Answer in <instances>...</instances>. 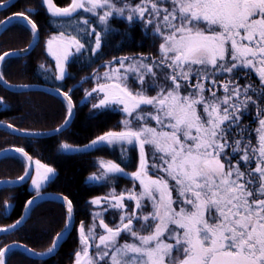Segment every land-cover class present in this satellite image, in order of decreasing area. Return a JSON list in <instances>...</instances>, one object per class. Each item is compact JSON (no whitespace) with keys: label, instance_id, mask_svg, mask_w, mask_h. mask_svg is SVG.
<instances>
[{"label":"snow or ice","instance_id":"snow-or-ice-1","mask_svg":"<svg viewBox=\"0 0 264 264\" xmlns=\"http://www.w3.org/2000/svg\"><path fill=\"white\" fill-rule=\"evenodd\" d=\"M7 4L5 0L0 7ZM41 4L56 18L50 23L58 33L47 40L58 76L41 65L52 73L46 78L63 81L70 57L89 67L100 59L105 70L83 78L96 81L85 98L96 93L93 109L123 116L119 131L106 132L86 148L118 151L126 165L132 164L130 153L136 152V171L109 161L93 177L110 191L87 202L106 207L91 213L87 229L80 225L74 264H264V0ZM11 19L23 20L38 32L37 24L23 14ZM112 19L126 21L129 28L116 29ZM137 25L152 40L157 55L103 61L102 45L111 46V37L119 35V48ZM17 55L5 52L0 62ZM253 74L258 85L251 82ZM63 96L69 119L62 128L74 115L69 93ZM247 115H252L255 128L243 122ZM16 151L27 157L22 148ZM35 163L32 185L40 196L43 182L55 170ZM26 177L31 173L18 179ZM119 179L130 180L133 187L117 192ZM66 205L65 230L73 218L72 202L66 200ZM109 212L114 213L112 227L103 219ZM59 239L62 234L54 238L49 252ZM14 246L0 248V264Z\"/></svg>","mask_w":264,"mask_h":264},{"label":"trees","instance_id":"trees-1","mask_svg":"<svg viewBox=\"0 0 264 264\" xmlns=\"http://www.w3.org/2000/svg\"><path fill=\"white\" fill-rule=\"evenodd\" d=\"M9 1V0H8ZM5 0H0V4ZM60 6H66L69 0H54ZM135 2V0H133ZM15 14L29 16L41 32V41L36 49L26 56L14 57L7 60L2 73L5 80L13 85H45L66 91L76 105V116L71 127L65 132L46 138L21 136L13 131L0 127V151L7 148H22L26 150L41 165L54 169L49 174V180L44 181L42 193H57L68 197L73 203L76 224L69 239L59 253L49 259H37L23 250L12 251L6 264H74V255L80 248L79 227L81 224L87 229L92 222L93 206L87 202L106 195L110 187L104 183L92 185L91 176L99 175L103 162L120 163L128 172L136 171V152L130 153L132 164L121 163L118 151L107 148H86L93 140L108 131H119L117 124L122 120L120 112L108 109H93L98 103L97 94L85 98V92L96 87L94 79L90 77L100 67L101 60L97 59L91 67L81 65L76 59L68 65V75L61 81L46 78L52 73L44 72L40 66L52 69L58 76L55 60L47 51V40L57 35V29L50 23L51 14L41 0H19L10 8L0 10V24ZM110 23L121 31L129 25L122 19H112ZM131 39H125L119 48L115 47L121 36L111 37L110 45L103 46V61H110L113 57L137 54L157 55V48L152 40L144 37L139 25L130 28ZM34 41V33L29 25L23 21L11 23L0 36V55L5 52L28 48ZM251 82L259 84L258 77L253 74ZM240 84L245 80L241 79ZM71 89V91H70ZM90 101V102H89ZM67 102L55 95L42 91L14 92L0 83V122L11 124L21 130L29 132H50L62 126L68 119ZM93 113H96L93 116ZM252 115L243 117L245 124L252 123ZM67 143L70 149H63ZM79 149V151H76ZM28 170L26 159L20 155H8L0 159V180L18 179ZM33 179V178H32ZM123 179L116 182V189H122ZM32 180L21 186H4L0 188V228H7L16 224L24 215L28 201L36 195L31 188ZM108 215L107 221L112 223ZM69 219L66 216V206L59 199L43 200L34 204L25 224L12 233L0 235V248L15 242L23 243L31 249L45 253L52 248L54 238L65 229Z\"/></svg>","mask_w":264,"mask_h":264},{"label":"water","instance_id":"water-1","mask_svg":"<svg viewBox=\"0 0 264 264\" xmlns=\"http://www.w3.org/2000/svg\"><path fill=\"white\" fill-rule=\"evenodd\" d=\"M18 1L19 0H9L8 4H7V7L6 8L5 7H0V10H4V9H7V8H10L11 6L15 5ZM2 4L3 3H1L0 5H2ZM15 16H17V14L8 17L7 19H5L0 24V36L4 32V30L10 25V24H6V22L9 19H11V18H13ZM24 16L27 17L29 20L33 21L29 16H27V15H24ZM15 21H23V20L11 19V23H13ZM29 26H30V24H29ZM40 41H41V32H40V30L38 28V32L34 33V41L28 48L21 49V50L10 51L8 53L17 52L18 55L15 56V57L29 55L30 53H32L36 49V47L38 46ZM25 50H27V51H25ZM11 58H14V57L13 56H9V57L6 58V60L4 62H0V74H2V76H3L2 67H3L4 63L7 60L11 59ZM0 83L5 88H7L8 90H11V91H14V92H24V91H42V92H47V93H50L52 95H55V96H58V97L64 99L67 102V104H68V100L63 96V93L66 92V91H63V90L58 89V88H54V87H51V86H45V85H39V84H37V85H27L28 87H22L24 85H13V84L8 83L5 80L4 77H3L2 80H0ZM71 103L73 105V109L72 110H73L74 115L71 116L70 122L67 124V126L62 128V126L65 125V123H64L62 126L57 128V129H62L61 131H56L57 129H55V130H52L50 132H29V131L21 130V129H19V128L11 125V124L3 123V122H0V127L9 129V130L13 131L14 133H16L18 135H21V136H28V137H33V138H46V137H50V136L59 135V134L65 132L66 130H68L71 127V125H72V123H73V121L75 119V116H76V105H75L72 97H71ZM68 119H69V117H68ZM37 133H39L40 135H35ZM16 149H21V148H7V149H4V150H1L0 151V159L5 157V156H8V155H20V156H23L21 153L17 152ZM24 152L27 153V157H24V156L23 157L27 161V164H28V170L27 171L31 173V178H27L26 177L24 181H19V179H3V180H0V188L4 187V186H21V185H24V184H26V183H28V182H30L32 180V178H33V176H34V174L36 172V163H35L34 158L26 150H24ZM28 157L31 158V162H29ZM29 163H31V166H29ZM34 197H35V200H34V202L31 205H29L27 203L25 211H24V215L18 221L19 223L17 222L16 224H14L15 227H13L14 226L13 225V226H10V227H7V228H0V235L12 233V232L16 231L17 229H19L23 224H25V222L27 221V219L29 217L31 208H32V206L34 204H36V203H38L40 201H43V200H50V199H58L59 198V200L63 201L65 206H67L66 205V200H70L65 195L57 194V193H49V192L41 193L40 196H37V194H36L30 200H33ZM64 198H66V200ZM72 217L73 218L71 220V226L68 227L67 230L64 229V230H62L59 233L58 236H60L62 234V239H59L58 241H55L57 246L51 252L40 253V252H37V251L31 249L30 247H28L27 245H25L23 243H19V242L11 243V244L7 245L6 247H4L5 249H7V248H9V246L15 245L14 247H11V250L9 252L6 253L5 264H6V260H7L8 255L12 251L18 250V249L19 250H23V251L27 252L28 254H30L31 256H33V257H35L37 259H41V260L49 259V258H52V257L56 256L59 253V251L61 250V248L63 247V245L67 242V240L69 239L70 234L73 232V230L75 228L76 216H75V209H74L73 203H72ZM41 254H43V255H41Z\"/></svg>","mask_w":264,"mask_h":264},{"label":"rangeland","instance_id":"rangeland-1","mask_svg":"<svg viewBox=\"0 0 264 264\" xmlns=\"http://www.w3.org/2000/svg\"><path fill=\"white\" fill-rule=\"evenodd\" d=\"M153 55V54H152ZM50 56H51V54H50ZM54 60H55V62H56V59H55V57H53V56H51ZM72 59L73 58H69V60L66 62V76L68 75V72H69V70H68V65H69V63L72 61ZM57 63V62H56ZM57 71H58V69H57ZM98 71V70H97ZM96 71V72H97ZM100 72V71H99ZM103 72V71H102ZM101 72V73H102ZM66 76H65V78H66ZM64 78V79H65ZM101 82H103V81H101ZM131 87H135V85L134 84H131L130 85ZM102 95V94H101ZM149 95H155V93L154 92H149ZM122 119H123V116H122ZM94 176H96V175H93V176H91V178H90V180L91 181H93L94 179H93V177ZM36 178V172H35V174H34V177H33V179H35ZM125 187V186H124ZM130 187V186H129ZM31 188H32V190L37 194V189H35V187L32 185V183H31ZM43 189H44V184H42V186H41V188L39 189V192H40V194L42 193V191H43ZM110 191V190H109ZM116 191L117 192H120V190L119 189H116ZM137 191H139V190H137ZM104 196H106V195H104ZM104 196H100L99 198H102V197H104ZM97 208H93V212H95V211H97V210H99V209H102L103 208V206H104V204L102 203L100 206H97V205H95ZM105 207V206H104ZM111 214H113V213H111ZM104 219V218H103ZM100 231V229H97V232H99Z\"/></svg>","mask_w":264,"mask_h":264},{"label":"flooded vegetation","instance_id":"flooded-vegetation-1","mask_svg":"<svg viewBox=\"0 0 264 264\" xmlns=\"http://www.w3.org/2000/svg\"><path fill=\"white\" fill-rule=\"evenodd\" d=\"M127 167H128V165H127ZM125 171H127V169L125 168ZM128 172V171H127ZM34 177V176H33ZM92 185H99V184H102V183H104L103 181H95V180H93V181H89ZM123 187L122 188H129V189H131L132 187H133V185H132V182L130 181V180H128V179H123ZM125 186V187H124ZM130 186V187H129ZM119 190H121V189H119ZM137 190H139V187L137 186ZM100 197V196H99ZM99 197H97V198H99ZM125 203L126 204H129L130 202L129 201H127V200H125ZM93 206V208L95 209V208H97L95 205H92ZM105 207H106V205H104ZM103 206V207H104ZM108 215H114V213L113 214H111V212H109V213H106L104 216H103V218H104V222L106 223V224H108L110 227H112V226H114L112 223H110V222H108L107 221V217H108ZM97 229H99V228H97Z\"/></svg>","mask_w":264,"mask_h":264}]
</instances>
